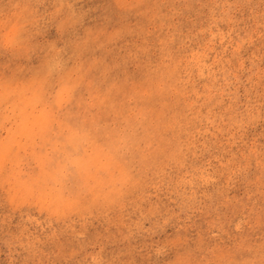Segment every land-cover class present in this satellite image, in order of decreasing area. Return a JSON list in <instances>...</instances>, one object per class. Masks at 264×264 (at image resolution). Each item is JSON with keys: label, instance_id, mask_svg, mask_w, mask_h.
I'll return each instance as SVG.
<instances>
[{"label": "rangeland", "instance_id": "obj_1", "mask_svg": "<svg viewBox=\"0 0 264 264\" xmlns=\"http://www.w3.org/2000/svg\"><path fill=\"white\" fill-rule=\"evenodd\" d=\"M0 264H264V0H0Z\"/></svg>", "mask_w": 264, "mask_h": 264}]
</instances>
